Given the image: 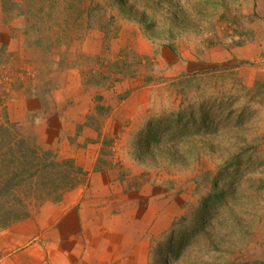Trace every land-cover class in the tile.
<instances>
[{
	"label": "rangeland",
	"instance_id": "obj_1",
	"mask_svg": "<svg viewBox=\"0 0 264 264\" xmlns=\"http://www.w3.org/2000/svg\"><path fill=\"white\" fill-rule=\"evenodd\" d=\"M14 1L22 16L0 0V121L39 99L25 135L43 144L32 124L78 102L65 94L70 71L102 82L88 93L91 125L108 115L98 91L133 82L135 119L104 155L130 210L151 216L137 224L151 225L148 264H264V0ZM82 170L76 189L90 184ZM181 236L176 261L164 248Z\"/></svg>",
	"mask_w": 264,
	"mask_h": 264
},
{
	"label": "crops",
	"instance_id": "obj_2",
	"mask_svg": "<svg viewBox=\"0 0 264 264\" xmlns=\"http://www.w3.org/2000/svg\"><path fill=\"white\" fill-rule=\"evenodd\" d=\"M245 51L249 54L250 47ZM212 54L206 53L202 63H212ZM66 78L65 94L77 93L76 105L65 108L59 101L56 111L52 109L32 126L44 146L53 147L85 171L92 170L90 184L66 193L59 203L45 202L30 219L1 231L0 264H148L150 245L144 238L151 225L144 229L137 224L148 225L151 216L130 210L132 193L120 169L104 155L105 142L120 138L126 124L135 119L130 110L137 105L133 98L139 89L129 81L116 84L107 94L99 90L110 113L91 125L88 116L96 104L88 93L101 87L88 85L77 71ZM19 104L17 120L11 118L14 122L26 124L31 115L43 113L37 98H23Z\"/></svg>",
	"mask_w": 264,
	"mask_h": 264
},
{
	"label": "trees",
	"instance_id": "obj_3",
	"mask_svg": "<svg viewBox=\"0 0 264 264\" xmlns=\"http://www.w3.org/2000/svg\"><path fill=\"white\" fill-rule=\"evenodd\" d=\"M1 1L5 14L22 16L14 0ZM8 4L11 9L7 8ZM245 43L243 41L240 45ZM216 45L219 44H209L210 47ZM167 47L173 52L176 50L175 46ZM97 81V78L91 79L88 85L101 87L102 82ZM99 100L103 101L101 95ZM2 105L0 93V112L4 111ZM105 111L109 114L110 108ZM26 125L23 122H11L8 117L4 123L0 121V232L30 219L33 210L39 209L47 201L59 203L67 192L86 182L87 174L76 166L74 160H60L56 151L47 149L36 137L30 139L26 136ZM213 197L205 200V209ZM185 242L182 236L178 239L171 237L164 248L165 253L177 261Z\"/></svg>",
	"mask_w": 264,
	"mask_h": 264
}]
</instances>
